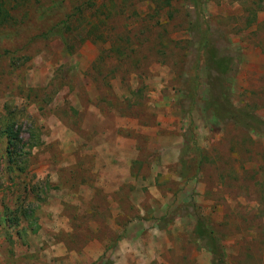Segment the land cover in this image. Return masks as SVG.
<instances>
[{"label":"rangeland","instance_id":"rangeland-1","mask_svg":"<svg viewBox=\"0 0 264 264\" xmlns=\"http://www.w3.org/2000/svg\"><path fill=\"white\" fill-rule=\"evenodd\" d=\"M0 2V264H264V0Z\"/></svg>","mask_w":264,"mask_h":264},{"label":"trees","instance_id":"trees-1","mask_svg":"<svg viewBox=\"0 0 264 264\" xmlns=\"http://www.w3.org/2000/svg\"><path fill=\"white\" fill-rule=\"evenodd\" d=\"M11 17L9 11L3 6V2H0V25L3 24ZM210 249L214 257L216 264H224V248L220 244L219 240L215 237L210 239Z\"/></svg>","mask_w":264,"mask_h":264}]
</instances>
